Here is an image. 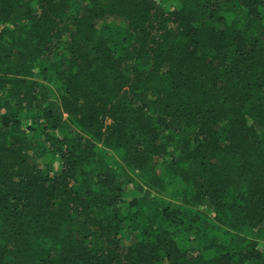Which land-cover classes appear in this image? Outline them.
<instances>
[{"label": "trees", "instance_id": "obj_1", "mask_svg": "<svg viewBox=\"0 0 264 264\" xmlns=\"http://www.w3.org/2000/svg\"><path fill=\"white\" fill-rule=\"evenodd\" d=\"M0 264H264V0H0Z\"/></svg>", "mask_w": 264, "mask_h": 264}, {"label": "rangeland", "instance_id": "obj_2", "mask_svg": "<svg viewBox=\"0 0 264 264\" xmlns=\"http://www.w3.org/2000/svg\"><path fill=\"white\" fill-rule=\"evenodd\" d=\"M111 20H108V21H106V22H110ZM103 23V21H100L99 23H98V25H101ZM56 50H58V48H56ZM132 234V233H131ZM129 241H128V239H126V238H124L123 240H122V243H124V244H126V243H128Z\"/></svg>", "mask_w": 264, "mask_h": 264}]
</instances>
